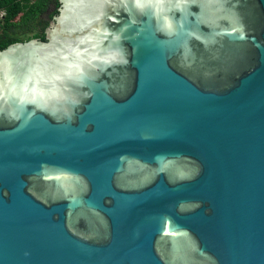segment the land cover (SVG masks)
I'll use <instances>...</instances> for the list:
<instances>
[{"label":"water","instance_id":"1","mask_svg":"<svg viewBox=\"0 0 264 264\" xmlns=\"http://www.w3.org/2000/svg\"><path fill=\"white\" fill-rule=\"evenodd\" d=\"M0 50V264H264V0H58Z\"/></svg>","mask_w":264,"mask_h":264},{"label":"trees","instance_id":"2","mask_svg":"<svg viewBox=\"0 0 264 264\" xmlns=\"http://www.w3.org/2000/svg\"><path fill=\"white\" fill-rule=\"evenodd\" d=\"M58 0H0V50L13 43H25L30 40L44 42L43 33H40V17L53 6L56 16L59 7ZM47 27V26H46ZM33 34L26 40L19 35Z\"/></svg>","mask_w":264,"mask_h":264},{"label":"rangeland","instance_id":"3","mask_svg":"<svg viewBox=\"0 0 264 264\" xmlns=\"http://www.w3.org/2000/svg\"><path fill=\"white\" fill-rule=\"evenodd\" d=\"M53 13H54V7L53 6H51L48 10H47V12L44 14V15H42L41 17H40V22H41V28H40V30H41V32L40 33H43L44 32V30L46 29V26L49 24V22L51 21V18H52V16H53ZM37 32H39V30L37 29V30H35V31H33L31 34H22V35H19L18 34V36L21 38V39H24V40H26L27 38H30L33 34H35V33H37Z\"/></svg>","mask_w":264,"mask_h":264},{"label":"flooded vegetation","instance_id":"4","mask_svg":"<svg viewBox=\"0 0 264 264\" xmlns=\"http://www.w3.org/2000/svg\"><path fill=\"white\" fill-rule=\"evenodd\" d=\"M47 12V11H46ZM53 18H51V21H52ZM51 21L49 23H51ZM48 26V25H47ZM47 28V27H46Z\"/></svg>","mask_w":264,"mask_h":264}]
</instances>
